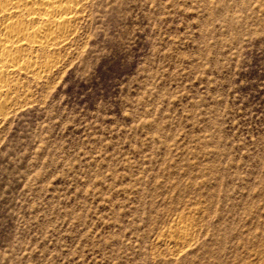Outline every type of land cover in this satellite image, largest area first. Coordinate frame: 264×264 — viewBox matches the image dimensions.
I'll return each mask as SVG.
<instances>
[{
    "label": "rangeland",
    "instance_id": "374dc122",
    "mask_svg": "<svg viewBox=\"0 0 264 264\" xmlns=\"http://www.w3.org/2000/svg\"><path fill=\"white\" fill-rule=\"evenodd\" d=\"M85 10L0 114V264H264V0Z\"/></svg>",
    "mask_w": 264,
    "mask_h": 264
},
{
    "label": "bare ground",
    "instance_id": "6f19581e",
    "mask_svg": "<svg viewBox=\"0 0 264 264\" xmlns=\"http://www.w3.org/2000/svg\"><path fill=\"white\" fill-rule=\"evenodd\" d=\"M87 1L0 0V114L20 92L22 75L41 77L55 66L59 54L56 52L66 47L76 24L84 18ZM44 56L49 58L44 60Z\"/></svg>",
    "mask_w": 264,
    "mask_h": 264
}]
</instances>
